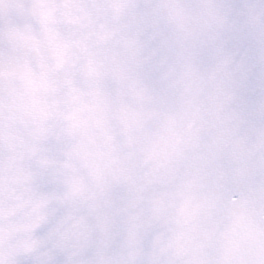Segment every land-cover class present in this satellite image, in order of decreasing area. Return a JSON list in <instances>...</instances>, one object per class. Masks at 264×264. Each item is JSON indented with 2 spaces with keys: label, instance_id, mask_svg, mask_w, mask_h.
I'll use <instances>...</instances> for the list:
<instances>
[{
  "label": "snow or ice",
  "instance_id": "obj_1",
  "mask_svg": "<svg viewBox=\"0 0 264 264\" xmlns=\"http://www.w3.org/2000/svg\"><path fill=\"white\" fill-rule=\"evenodd\" d=\"M0 264H264V0H0Z\"/></svg>",
  "mask_w": 264,
  "mask_h": 264
}]
</instances>
